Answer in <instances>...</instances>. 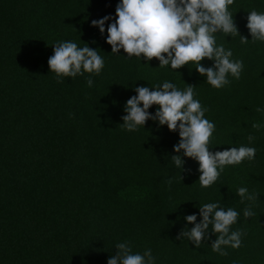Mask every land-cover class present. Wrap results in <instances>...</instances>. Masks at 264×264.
<instances>
[{"label": "trees", "instance_id": "trees-1", "mask_svg": "<svg viewBox=\"0 0 264 264\" xmlns=\"http://www.w3.org/2000/svg\"><path fill=\"white\" fill-rule=\"evenodd\" d=\"M117 3L0 0V264H106L123 241L133 252L151 249L156 264H264V112L255 110L264 108V43L218 35L217 44L232 50L243 71L216 90L191 63L172 71L155 58L111 54L108 22L103 36L90 24L114 18ZM253 9L264 11V0L230 6L238 36L248 40ZM66 40L101 52L104 68L91 77L93 87L89 74L58 82L49 72L52 44ZM164 81L195 87L194 98L215 124L210 151L251 146L254 160L225 167L216 183L201 188L198 164L185 159L180 182L170 161L176 132L152 121L135 132L121 127L134 88ZM239 187L257 200L241 203ZM217 201L240 213L233 228L244 233L241 247L223 257L212 252L211 233L201 248L178 239L184 216L196 214L199 222L198 206ZM245 207L254 213L248 219Z\"/></svg>", "mask_w": 264, "mask_h": 264}, {"label": "clouds", "instance_id": "clouds-1", "mask_svg": "<svg viewBox=\"0 0 264 264\" xmlns=\"http://www.w3.org/2000/svg\"><path fill=\"white\" fill-rule=\"evenodd\" d=\"M234 3L235 0H118L114 18L105 16L91 21L90 26L103 36L108 22L105 43L115 56L121 57L118 53L122 50L126 59L135 58L138 62L140 59L147 62L155 58L159 67L172 71L191 63L192 69L204 78V83L219 90L227 87L231 80L240 78L243 62L233 59L232 50L226 49L224 44H217V36H237L242 44L250 41L264 43V11L253 9L247 12L245 27L251 37L248 40L238 36L230 11ZM100 53L98 49L81 42L78 45L71 40L58 41L52 44V55L47 60L48 70L58 82L89 74L86 84L91 88V77L98 76L104 68V58ZM202 60L211 61V66H202ZM194 88L185 85L180 89L169 81L152 87H135V95L124 104L121 127L135 132L152 121L157 127L166 126L169 132H176L179 140L172 148L175 155L170 161L178 170L179 181L180 173L185 171V159H191L198 164L199 186L208 188L217 182L225 167L252 162L257 150L241 145L210 151L215 124L205 117L207 109L194 98ZM152 106L157 107L150 113L148 110ZM255 110L264 112L261 107ZM260 126L252 125L254 128ZM247 140L251 144L254 137L249 135ZM166 183L170 185L171 178ZM236 195L241 203L257 200V195L250 193L246 187L237 188ZM242 215L248 219L254 213L250 207H245ZM198 216L199 222L196 214L184 216L185 228L180 230L178 239L201 248L205 246L201 242L207 243L211 233L215 240L210 248L221 257L228 255L227 249L241 247L244 233L233 228L240 216L236 209L224 207L219 201L208 202L198 206ZM189 224L192 225L190 230L186 227ZM114 249L115 255L110 256L106 264H156L151 249H146L143 254L133 252L128 241L115 244Z\"/></svg>", "mask_w": 264, "mask_h": 264}]
</instances>
